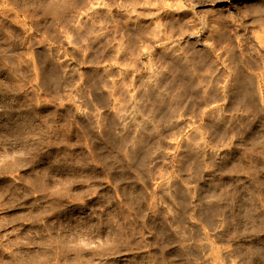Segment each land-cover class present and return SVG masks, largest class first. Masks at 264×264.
<instances>
[{"label": "clouds", "instance_id": "9594fccd", "mask_svg": "<svg viewBox=\"0 0 264 264\" xmlns=\"http://www.w3.org/2000/svg\"><path fill=\"white\" fill-rule=\"evenodd\" d=\"M0 264H264V0H0Z\"/></svg>", "mask_w": 264, "mask_h": 264}]
</instances>
